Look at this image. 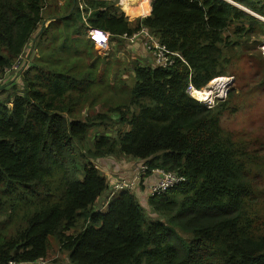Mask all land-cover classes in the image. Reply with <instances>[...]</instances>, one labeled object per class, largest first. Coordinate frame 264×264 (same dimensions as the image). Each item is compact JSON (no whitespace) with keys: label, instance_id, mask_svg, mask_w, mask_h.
<instances>
[{"label":"trees","instance_id":"1","mask_svg":"<svg viewBox=\"0 0 264 264\" xmlns=\"http://www.w3.org/2000/svg\"><path fill=\"white\" fill-rule=\"evenodd\" d=\"M232 1L248 11L227 0H152L130 20L112 1L0 0V76L36 31L39 53L0 99V264L46 258L51 235L68 264H264V157L221 127L225 102L208 108L186 93L264 40V4ZM88 27L114 38L143 27L179 56L167 68L137 60L131 86H111ZM97 103L106 110L91 114ZM119 155L185 178L148 197L158 219L128 190L96 207L108 181L94 161Z\"/></svg>","mask_w":264,"mask_h":264},{"label":"rangeland","instance_id":"2","mask_svg":"<svg viewBox=\"0 0 264 264\" xmlns=\"http://www.w3.org/2000/svg\"><path fill=\"white\" fill-rule=\"evenodd\" d=\"M46 2L51 3L52 5H61L63 0H46ZM259 2L264 4V0H259ZM120 11L122 10L120 9ZM127 14L130 20L142 15L139 12H128ZM36 33L37 31L33 34L32 38L21 53V55L31 53V55H33V61L39 57L38 50L35 46ZM86 38L89 39L87 32ZM124 42L122 43L120 49L123 56L125 55L123 58L118 59L116 56L117 52H106L105 49L98 47L94 43L92 50L93 55L105 57L107 66L109 67V71L106 72L107 82H109L111 86L118 85L121 88L131 86L133 78L131 66L134 62H136V58L133 60L130 59V55H132V53L129 52L130 48L127 49L128 46L125 47ZM127 43L129 42L127 41ZM104 52L106 53L103 54ZM239 56L241 57L234 60L228 74L223 76V78L227 79L228 82L225 86L218 89L219 86L217 83L212 85L209 82L204 88L212 90L208 100L213 97L215 104L219 101L225 102V105L220 109L221 127L225 131L230 132L235 138L247 141L248 146L254 149L256 155L264 157V40H262L257 50L252 51L251 56H248L243 52H239ZM104 72L105 64L99 66L97 73L98 75H103ZM3 76L4 75H2V77ZM6 79L9 78L4 76L3 81L0 84V99L8 97V92L11 90L10 84L13 80L6 81ZM208 85L211 86V88ZM121 88H118L117 90H121ZM104 97L108 98L109 94H106ZM100 104L101 103H97L96 106L91 109V111L94 110L91 114L106 110V108ZM87 109L88 108L84 109L81 113V117H84L87 114ZM111 115L116 124L108 127L107 130L115 134L116 130L119 129L120 124L117 123V114L113 113ZM122 127L123 129L126 128V126ZM92 136L93 132L90 133V138ZM119 158L120 155L118 157H114L116 160ZM106 191L102 193L100 197L108 194ZM100 197L98 198L99 200L97 203L101 202ZM142 204L143 203L140 202V207L143 211H145L149 220H155L160 217L157 214H152L148 205ZM96 207L101 209L100 204H97ZM78 228L79 225L77 224L71 231L77 230ZM49 240L50 250L49 255L45 258L46 264H68V257L65 251L60 249L56 236L51 235Z\"/></svg>","mask_w":264,"mask_h":264},{"label":"built area","instance_id":"3","mask_svg":"<svg viewBox=\"0 0 264 264\" xmlns=\"http://www.w3.org/2000/svg\"><path fill=\"white\" fill-rule=\"evenodd\" d=\"M105 1L114 2L115 5L123 11L126 17H128V12L134 11H138L140 14H142L140 17L147 16L149 10L151 9L152 3V0ZM253 1L260 3L259 0ZM147 8H149V10ZM260 18L264 21V17ZM86 32L89 39L95 45L101 47L102 49H105L106 52L108 51V45L111 42V34L108 31H103L99 28L88 27ZM122 37L125 39V41L127 40L131 44H134L138 40L142 41L143 52L151 58V65H157L162 68H167L174 63V58L176 56H179L177 53L168 51L163 45L159 43L153 33H151L146 28L142 27L136 33H133L130 36L123 35ZM106 52H104L103 54H105ZM32 56L33 55H31V53H25L23 55L20 54L12 63V65L4 70L3 75L7 77H13L15 79L17 75L22 74L26 70L30 69V67L33 65ZM3 77L0 76V84L3 81ZM199 91L200 90H197L191 83H189L186 87V93L190 97L204 103L208 108L213 107L215 105L214 98L212 97L210 98V100H208V96L204 99H201L197 94L199 93ZM94 167L99 170L98 165L96 163H94ZM183 182H185V178L181 175L176 174L175 172L167 171L162 168L148 169L144 161H140L138 163L137 173L133 175L131 179L119 178L118 180L113 181V183L109 182V194L107 197V201L117 192L121 190H128L134 194L138 202L140 201L141 203H143L142 205H148V197L160 195L169 190L170 188L177 186ZM143 188L145 190V200H139L136 194H139V191ZM7 264H46V260L45 258H40L34 262H17L11 260Z\"/></svg>","mask_w":264,"mask_h":264},{"label":"crops","instance_id":"4","mask_svg":"<svg viewBox=\"0 0 264 264\" xmlns=\"http://www.w3.org/2000/svg\"><path fill=\"white\" fill-rule=\"evenodd\" d=\"M60 4V3H59ZM149 10V8H148ZM151 10V9H150ZM149 10V13H150ZM148 13V14H149ZM125 41L123 37H111V42L108 45V51L116 53V56L119 58H123V53L120 52L122 43ZM125 47L128 46L127 49H129V52L132 53L130 55V59H134L141 64H149L151 65L152 60L149 56H147L146 53L143 52L142 49V41H136L134 44L127 43V40L124 42ZM107 51V52H108ZM128 51V50H127ZM115 56V57H116ZM9 79L7 80H13V77H7ZM114 157L118 156H108L104 157L102 159H96L94 163L98 165L99 171L102 175H104L107 178L108 184L109 182L113 183V181L118 180L119 178H125V179H131L133 175L137 173L138 170V163L142 160L130 158L128 156L120 155L119 159H114ZM112 166V167H111ZM109 194V189L106 191ZM108 194H105L104 196L100 197L101 202L97 203L100 204L101 209L98 208L100 211H104L107 207V197ZM138 199L145 200V190L144 188L139 191V194H136ZM99 200V199H98Z\"/></svg>","mask_w":264,"mask_h":264},{"label":"bare ground","instance_id":"5","mask_svg":"<svg viewBox=\"0 0 264 264\" xmlns=\"http://www.w3.org/2000/svg\"><path fill=\"white\" fill-rule=\"evenodd\" d=\"M215 83L218 84V86H219L218 89H219L222 86H225L228 82H227V79L223 78V76H222V78L217 77V78H215V79H213V80L210 81V84H212V85L213 84L215 85ZM209 87L211 88V86H209ZM211 93H212V90L211 89L202 88V89H200L199 93H197V94H198V96L201 99H204V98L208 97Z\"/></svg>","mask_w":264,"mask_h":264},{"label":"water","instance_id":"6","mask_svg":"<svg viewBox=\"0 0 264 264\" xmlns=\"http://www.w3.org/2000/svg\"><path fill=\"white\" fill-rule=\"evenodd\" d=\"M227 1H229V2H231V3H234L235 5H237V6L241 7V8H243V9L247 10L246 8L240 6L239 4H237V3H235V2H233V1H231V0H227ZM247 11H248V10H247ZM252 13H253L254 15L258 16V15L255 14L254 12H252Z\"/></svg>","mask_w":264,"mask_h":264},{"label":"clouds","instance_id":"7","mask_svg":"<svg viewBox=\"0 0 264 264\" xmlns=\"http://www.w3.org/2000/svg\"><path fill=\"white\" fill-rule=\"evenodd\" d=\"M104 31V30H103Z\"/></svg>","mask_w":264,"mask_h":264}]
</instances>
